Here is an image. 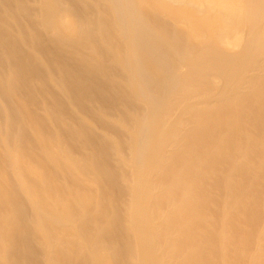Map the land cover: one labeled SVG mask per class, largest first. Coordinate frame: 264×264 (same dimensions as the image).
Wrapping results in <instances>:
<instances>
[{
	"label": "bare ground",
	"instance_id": "1",
	"mask_svg": "<svg viewBox=\"0 0 264 264\" xmlns=\"http://www.w3.org/2000/svg\"><path fill=\"white\" fill-rule=\"evenodd\" d=\"M0 264H264V0H0Z\"/></svg>",
	"mask_w": 264,
	"mask_h": 264
}]
</instances>
